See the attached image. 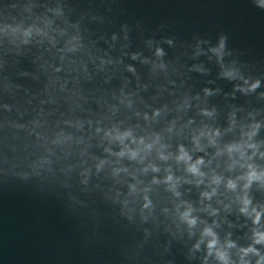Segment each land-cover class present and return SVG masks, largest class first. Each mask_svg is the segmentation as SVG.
Instances as JSON below:
<instances>
[{
    "label": "water",
    "instance_id": "95a60500",
    "mask_svg": "<svg viewBox=\"0 0 264 264\" xmlns=\"http://www.w3.org/2000/svg\"><path fill=\"white\" fill-rule=\"evenodd\" d=\"M125 130L157 142L144 151L125 139L138 157L117 156L111 135ZM213 130L214 144L200 137L196 151L192 137ZM177 145L204 161L199 185L173 159ZM261 153L264 8L255 0H0V264H219L204 227L232 264L250 244L264 255L252 244L264 231V183L237 179L242 165L264 170ZM168 173L174 190L162 182ZM186 205L192 227L179 216Z\"/></svg>",
    "mask_w": 264,
    "mask_h": 264
},
{
    "label": "clouds",
    "instance_id": "9594fccd",
    "mask_svg": "<svg viewBox=\"0 0 264 264\" xmlns=\"http://www.w3.org/2000/svg\"><path fill=\"white\" fill-rule=\"evenodd\" d=\"M255 2H256V5L258 7L264 8V0H255ZM30 31H31V29H25L23 32V35H25V36L29 35ZM222 47H223V43L221 41L219 46L215 49H212L211 51L215 52L217 54V56L219 57L220 49H222ZM156 54L157 55L160 54L159 49H157ZM223 74L225 76H228V77H231L233 75V73L231 71H225ZM256 86L257 85L255 83H253L249 87L255 88ZM208 114L209 113H205V115H208ZM216 135H218V133L215 130H213L211 132V134H209L206 131H201V132L197 133L195 136L192 137V144H193L195 150L196 151H202L203 150L199 144L200 137H206L208 144L212 145V144H214L213 137H215ZM105 136H109V133L105 132ZM250 136H251V133L249 134V137ZM111 139L116 140L118 143H120L122 145L121 151L117 152L115 155H117V156L127 155V157L129 159H136L138 157V153L140 150L136 149V148H132V149L128 148L127 145L124 144L125 139H128L130 143L142 145L144 151L150 150L153 147V144H155L157 142V140L154 139L151 143H145L142 138L133 141L131 139V133L127 130H125L123 132H115L114 131L113 134L111 135ZM163 147L164 146L161 145V148H163ZM246 147L255 149L256 146L254 144H247ZM225 151L229 154L230 158H231V153H233V152H238L240 158H243V156H244L243 152L240 150L239 145H227L225 147ZM217 154H219V152ZM261 155H264V153H261ZM157 156H158V159H160V160H167L168 159V155H165L160 151H158ZM139 159L142 160L143 156H140ZM173 159L175 160V162L177 164L182 163L184 165V171L186 173L190 174L191 176H193L194 178H196L195 183L197 185H199L202 182L201 178L204 176V173L200 171V166L202 164H204V161L201 158H196L195 160H193L191 155L189 154L188 151H186V149L183 145H177V152H176V155L173 157ZM248 159H251V157L249 156ZM242 167H246L247 171L245 172V174L242 177H238L237 179H243L244 180L243 188H247L249 186V184H251L252 182L264 183V170L257 171L256 168L252 164L242 165ZM148 168H150V170L152 172L158 171V169L152 165H149ZM148 168H146L144 170L146 171V170H148ZM166 172H167V169H166ZM177 179L178 178L174 179V177L170 173H168L167 175H165L163 177L162 182L165 184H168L169 188L171 190H174ZM153 182L155 183L156 181L153 180ZM185 182H187V181H185ZM219 183H220V177H217V176L211 177L210 184L218 185ZM225 187L227 189L234 190L236 185H235L234 181L227 180L225 183ZM215 192H216L215 188L212 187V188H210L209 191L201 192L200 195L205 200H207L210 197H212L213 195H215ZM174 194L178 195V193H174ZM241 205L242 206L240 207L239 211L243 214H249V210H248L249 200L247 198L241 197ZM147 206H148L147 201H145L144 207H147ZM192 211L193 210H192L191 206L186 205L184 207V210L179 213L181 220L184 221L189 227L194 226L196 223L195 217H193L191 215ZM213 212H214V210H213ZM260 215H261V212L257 211L255 208H253L251 210V220H252L253 225L258 224V222L260 220ZM201 236L208 238L207 242H206V248H207V254L208 255H214L215 259L219 262V264H232V261H230L228 259L227 253L225 251L221 250L220 247L218 246L216 235L211 230L210 227H204L202 232H201ZM252 244L264 245V231H255V230L253 231V233H252ZM234 246L235 245L232 242L226 241L224 248H231ZM194 247H198V244L194 245ZM239 253H240V255H239V259L237 261V264H249V261L245 259V256H247L250 253L257 257L254 264H264V255H261L257 249L252 247L251 244L248 247L239 249Z\"/></svg>",
    "mask_w": 264,
    "mask_h": 264
}]
</instances>
